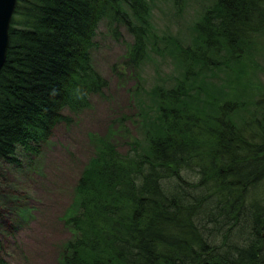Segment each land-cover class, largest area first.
I'll list each match as a JSON object with an SVG mask.
<instances>
[{
	"label": "trees",
	"instance_id": "trees-1",
	"mask_svg": "<svg viewBox=\"0 0 264 264\" xmlns=\"http://www.w3.org/2000/svg\"><path fill=\"white\" fill-rule=\"evenodd\" d=\"M155 2L18 0L0 72V168L38 158L66 112L104 92L91 52L102 26L123 29L133 66L161 56L172 73L137 92L142 130L128 151L101 141L81 174L60 264H264V98L240 83L263 41L264 0H216L184 40L157 33Z\"/></svg>",
	"mask_w": 264,
	"mask_h": 264
},
{
	"label": "rangeland",
	"instance_id": "rangeland-1",
	"mask_svg": "<svg viewBox=\"0 0 264 264\" xmlns=\"http://www.w3.org/2000/svg\"><path fill=\"white\" fill-rule=\"evenodd\" d=\"M215 2L184 0L176 10L174 0H156L152 13L157 33L189 39L195 22ZM120 33L116 38L102 26L91 52L95 70L108 82L104 92L93 96L86 109L67 111L71 122L53 128L38 158L21 160L20 167L3 164L0 168V239L10 264H60L64 246L75 233L67 220L75 212L81 174L98 154L101 141L128 151L142 130L138 131L137 92L151 91L172 73L173 61L161 56L151 55L141 68L133 66L127 58L132 38L123 29ZM259 39L263 41L253 48L249 56L253 64L240 83L248 94L264 98V34ZM236 74L227 70L220 77ZM249 78L261 83V89L250 87ZM5 222L15 230L8 238L2 234Z\"/></svg>",
	"mask_w": 264,
	"mask_h": 264
},
{
	"label": "water",
	"instance_id": "water-1",
	"mask_svg": "<svg viewBox=\"0 0 264 264\" xmlns=\"http://www.w3.org/2000/svg\"><path fill=\"white\" fill-rule=\"evenodd\" d=\"M18 0H0V72L5 64L10 42V26Z\"/></svg>",
	"mask_w": 264,
	"mask_h": 264
}]
</instances>
